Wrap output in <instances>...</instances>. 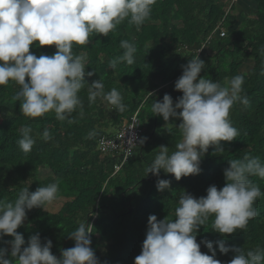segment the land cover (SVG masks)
<instances>
[{
    "label": "trees",
    "instance_id": "obj_1",
    "mask_svg": "<svg viewBox=\"0 0 264 264\" xmlns=\"http://www.w3.org/2000/svg\"><path fill=\"white\" fill-rule=\"evenodd\" d=\"M221 30L223 36L219 35ZM121 40L135 44V61L131 65L121 62L112 69L109 61L124 51ZM30 51L40 56L52 55L56 49L33 45ZM72 51L87 57L86 72L94 71L85 80L91 84L101 79L105 92L116 88L127 109L119 113L99 98L89 105L86 85L79 94L84 102L83 118L74 113L76 122L69 124L49 112L32 119L23 116L19 101L13 100L19 86L11 81L0 85V200L14 203L22 188L35 191L59 181L57 199L43 209L28 211L27 219L17 229L24 236V246L38 233L42 243L52 241L51 251L59 258L63 249L75 244L68 235L85 223L100 264H134L150 215L158 220L174 219L182 191L199 198L211 185L222 188L226 183L223 170L229 160L247 155L264 162V0H157L150 19L138 31L125 20L108 36L94 35L88 44H74ZM197 55L206 65L201 77L221 85L236 75L244 77L242 95L247 96L249 104H234L229 117L239 135L232 142H221L222 155H214L215 148L210 146L201 159L198 175L177 181L161 170L159 177L151 173L144 176L159 146L165 145L171 152L180 139L176 127L181 120L165 122L161 116H154L151 105L165 94L171 95L174 104L177 102L182 92L174 89L175 81L182 75V65ZM247 60L250 66L243 69ZM134 115L142 129L141 139H147L115 170L121 157L115 152L101 155L98 141L104 135H113ZM25 126L32 128L36 141L30 153H24L17 143ZM45 129L52 135L51 141L41 138ZM92 131L96 135L86 138ZM158 179L169 180L170 188L158 191ZM250 179L264 192V180ZM254 206L259 214L249 220L245 230L222 236L212 231L210 217L197 232V243L213 242L215 258L221 264H227L235 252L220 253L218 241L245 254L257 246L264 247V196ZM9 239L12 237H4ZM200 251L211 255L203 243ZM13 264H17L14 259Z\"/></svg>",
    "mask_w": 264,
    "mask_h": 264
},
{
    "label": "clouds",
    "instance_id": "obj_2",
    "mask_svg": "<svg viewBox=\"0 0 264 264\" xmlns=\"http://www.w3.org/2000/svg\"><path fill=\"white\" fill-rule=\"evenodd\" d=\"M157 0H0V85L10 81L19 86L13 96L19 101L20 112L32 119L49 112L59 121L75 123L76 113L84 116V102L79 95L87 85L89 105L97 99L106 101L123 113L127 106L121 93L112 88L105 92L101 79L89 84L85 76L91 77L94 71L86 72L87 57L74 55L73 45H85L94 35L108 36L118 24L127 20L137 31L150 19L152 6ZM55 46L52 55L37 56L30 51L31 46ZM123 54L109 61V67L116 69L121 62L131 65L135 61L136 46L128 40L120 41ZM264 55V51H262ZM205 61L197 55L186 65H182V75L175 81L174 89L182 96L173 103V98L165 94L162 100L154 101L151 111L161 116L165 122L170 118L180 119L178 127L180 139L175 150L161 145L153 161L144 169L159 177L161 170L172 174L179 181L182 177L198 175L200 162L209 147H214V155H222L221 142H232L239 135L238 129L230 120V110L236 103L249 104L242 95L244 77L236 75L224 85L201 77ZM27 78V79H26ZM152 96V93H150ZM179 110V111H178ZM170 124V123H169ZM95 131L88 133L91 139ZM45 142L53 139L45 129L42 137ZM147 138L139 140L143 144ZM133 141V140H132ZM32 128H22V136L17 141L24 153H30L35 144ZM225 185L217 188L211 185L206 195L199 198L181 192L175 218L158 220L150 215L141 252L134 264H221L216 259L213 242L202 240L197 243L196 234L212 220V231L219 234H233L245 230L249 220L259 214L255 205L264 196L257 183L250 177L264 180V162L259 157L245 155L242 159L229 160L223 170ZM170 181L158 179V191L170 188ZM59 181L39 186L35 191L22 188L16 200H0V264H100L85 223L71 232L75 241L71 248L63 249L59 258L51 251L52 241L42 243L40 235L30 236L25 245L24 236L17 232L27 219V212L42 208L57 199ZM5 236L12 239L4 240ZM201 243L211 255L200 251ZM219 252H235L227 264H264V247L257 246L245 254L235 246L217 242ZM24 246V247H22Z\"/></svg>",
    "mask_w": 264,
    "mask_h": 264
},
{
    "label": "built area",
    "instance_id": "obj_3",
    "mask_svg": "<svg viewBox=\"0 0 264 264\" xmlns=\"http://www.w3.org/2000/svg\"><path fill=\"white\" fill-rule=\"evenodd\" d=\"M220 36L224 35L221 30ZM142 129L138 125L135 115L130 122H126L118 128L113 135H104L98 141V149L101 155L105 153H117L121 157V163L115 166V170L132 154L133 149L139 145ZM133 140V141H132Z\"/></svg>",
    "mask_w": 264,
    "mask_h": 264
},
{
    "label": "rangeland",
    "instance_id": "obj_4",
    "mask_svg": "<svg viewBox=\"0 0 264 264\" xmlns=\"http://www.w3.org/2000/svg\"><path fill=\"white\" fill-rule=\"evenodd\" d=\"M250 66V62L247 60L246 62H245V65H244V67H242L243 69H247L248 67ZM179 111V110H178ZM177 120V118H170L169 119V121H176ZM61 197L63 196V195H60ZM63 199V198H62Z\"/></svg>",
    "mask_w": 264,
    "mask_h": 264
},
{
    "label": "water",
    "instance_id": "obj_5",
    "mask_svg": "<svg viewBox=\"0 0 264 264\" xmlns=\"http://www.w3.org/2000/svg\"><path fill=\"white\" fill-rule=\"evenodd\" d=\"M131 209H129V211H130Z\"/></svg>",
    "mask_w": 264,
    "mask_h": 264
}]
</instances>
